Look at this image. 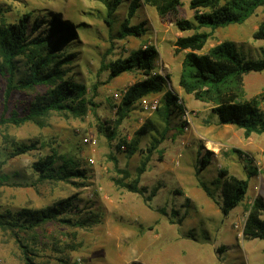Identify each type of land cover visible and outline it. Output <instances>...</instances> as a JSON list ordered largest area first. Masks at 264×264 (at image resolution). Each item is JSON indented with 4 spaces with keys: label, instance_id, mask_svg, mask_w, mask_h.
<instances>
[{
    "label": "rangeland",
    "instance_id": "1",
    "mask_svg": "<svg viewBox=\"0 0 264 264\" xmlns=\"http://www.w3.org/2000/svg\"><path fill=\"white\" fill-rule=\"evenodd\" d=\"M131 1L121 0L109 13L100 0H0V25L28 15L30 33L34 23L40 24L32 37L44 35L53 16L70 22L76 36L61 51L71 55L64 77L83 84V98L92 102L86 103L84 112L49 111L18 125H0V214L7 218L23 208L60 207L59 202L69 200L57 220L15 230L30 264H264V239L242 235L254 197H264V132L245 136L242 128L220 123L212 99H196L183 90L178 77L186 50L176 53L174 41L193 30L180 31L175 15L161 14L157 0H138L129 23L141 25L144 32L120 37ZM177 16L193 20L189 0H181ZM263 19L264 4L242 23L213 29L200 52L232 40L247 57L262 58L264 40L253 38L252 32ZM145 44L157 50L152 74L162 77V86L148 96L159 99L160 111L146 113L137 102L116 123L125 89L145 75L135 69L110 77L109 63ZM16 63L17 80L27 73L28 62L20 55ZM235 87L240 100L261 95L264 71L243 75ZM4 89L0 74V115L7 116L26 113L46 90L16 89L4 103ZM168 92L177 97L182 110L171 105L166 124ZM259 107L264 111V101ZM98 121L114 126L111 141L97 129ZM141 129L146 131L137 134ZM137 135V149L129 155L127 146ZM154 141L158 143L138 176L144 192L116 186L113 177L123 176L117 169L129 172L125 181H134L144 149ZM13 144L31 148L14 154ZM52 151L71 159L83 176L42 179L35 163ZM205 155L209 162L203 167ZM60 164L57 158L55 171ZM221 169L248 181L243 199L227 215L220 210L222 193L216 181ZM24 256L13 233L0 227V264H25Z\"/></svg>",
    "mask_w": 264,
    "mask_h": 264
},
{
    "label": "trees",
    "instance_id": "2",
    "mask_svg": "<svg viewBox=\"0 0 264 264\" xmlns=\"http://www.w3.org/2000/svg\"><path fill=\"white\" fill-rule=\"evenodd\" d=\"M100 1L106 4L110 13L115 10L121 0ZM157 1L160 3L158 8L161 14L172 13L175 15L174 21L180 31L193 30L189 34L178 36L174 41L176 53L186 50L178 77V83L183 90L192 94L196 99H212L215 104L212 111L220 123L233 124L242 128L245 136L251 133H263L264 111L260 109L259 104L264 101V93L249 100H240L235 85L240 83L245 74L264 71V56L258 59L247 57L238 50L236 43L232 40H223L205 52L200 51L204 48L213 29L244 22L258 6L264 4V0H189V8L193 10V20L177 16L181 0ZM137 6L138 0H132L128 7L127 17L120 25V37L139 35L144 32L141 25H130L129 23ZM47 24L48 28L44 35L33 37L31 33L40 24L34 23L30 33L28 31V15L21 16L15 22L0 25V74L5 78L4 103L9 100L12 92L16 89L33 90L38 86L46 88L40 96L32 101L26 113L13 112L8 116L1 114L0 125L4 123L18 125L27 120L36 119L49 111L84 112L86 103H92L90 99L83 98L85 93L83 84L64 77L67 71L64 65L70 62L71 55L61 51L63 45L76 36V31L70 22L60 20L57 16L50 18ZM202 27H208L211 30L200 31L199 29ZM252 37L264 40V19L252 32ZM156 54L157 50L154 45L145 44L128 56L109 63L110 77L135 69L145 75V78L135 81L125 89L120 103L117 105L116 123H120L134 105L140 102L141 98L161 89L162 77L152 74ZM20 55L25 56L28 68L27 73L16 80V57ZM72 103H75V106ZM171 105L182 110L181 105L177 103V97L168 92L163 110L166 124L169 122ZM159 107L154 112H159ZM96 126L108 141H111L115 136L114 126L108 124L107 121H98ZM145 131V129H141L137 134H143ZM138 136L127 146L129 155L137 149ZM157 143L154 141L144 149L145 155L136 170L137 176L134 181H125L129 172L125 169H117L123 173V176L113 177L114 184L131 192H144L145 188L138 186V176L145 170L146 163ZM13 147L14 154L31 148L30 145L25 144H13ZM57 158H61V164L55 171L53 164ZM201 162L204 167L209 162V157L202 156ZM35 169L40 172L39 176L42 179L60 178L65 180L70 176H83V171L75 167L71 159L57 156L55 151H52L45 159L38 160L35 163ZM216 181L219 183L222 193L220 210L223 215H227L243 199L248 181L229 174L225 169L219 171ZM199 184L206 194L213 198L209 187L201 180H199ZM69 204V200L65 199L58 203L60 207L23 208L16 212V216L8 213L7 218L6 215L4 217L0 214V227L13 233L25 255V264H30L27 257L28 251L15 230H32L44 222L57 220L62 209L65 210ZM263 216L264 197L257 195L245 218L242 228L243 237L264 239Z\"/></svg>",
    "mask_w": 264,
    "mask_h": 264
},
{
    "label": "built area",
    "instance_id": "3",
    "mask_svg": "<svg viewBox=\"0 0 264 264\" xmlns=\"http://www.w3.org/2000/svg\"><path fill=\"white\" fill-rule=\"evenodd\" d=\"M139 103L141 106V110L149 114L153 113L160 104L159 99L157 97H150V96H145L141 98ZM187 114L188 113L185 111L184 117Z\"/></svg>",
    "mask_w": 264,
    "mask_h": 264
}]
</instances>
